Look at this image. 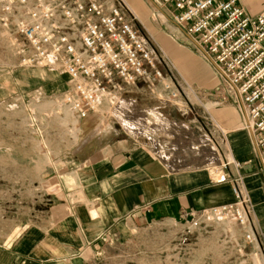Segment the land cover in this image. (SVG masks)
<instances>
[{"label": "rangeland", "instance_id": "rangeland-1", "mask_svg": "<svg viewBox=\"0 0 264 264\" xmlns=\"http://www.w3.org/2000/svg\"><path fill=\"white\" fill-rule=\"evenodd\" d=\"M125 1L162 77L152 91L142 82L109 88L96 110L82 119L60 102L69 76L20 66L0 25V264L7 262L5 249L32 235L34 225L54 222L50 212H58L65 199L59 176L73 169L68 160L86 136L144 142L178 169L213 171L224 154L232 160L224 126L231 125L235 111L224 100L214 70L208 67L210 79L200 66L208 60L176 25L161 22L148 0H136L138 10ZM164 82L176 99L168 97ZM70 194L68 199L79 197ZM201 211L176 217L149 207L60 264H260L247 257L251 246L243 247L234 223Z\"/></svg>", "mask_w": 264, "mask_h": 264}, {"label": "built area", "instance_id": "built-area-1", "mask_svg": "<svg viewBox=\"0 0 264 264\" xmlns=\"http://www.w3.org/2000/svg\"><path fill=\"white\" fill-rule=\"evenodd\" d=\"M162 2L216 69L264 175V12L250 15L237 0ZM135 19L125 0H0V25L10 36L18 64L66 73L69 87L60 102L78 119L95 111L109 88L142 82L152 91L161 79L157 58ZM162 85L168 97L177 98L169 83ZM229 164L234 175L227 172ZM240 166L232 160L209 170L211 183L229 184L234 200L201 214L234 223L243 247L261 250Z\"/></svg>", "mask_w": 264, "mask_h": 264}, {"label": "crops", "instance_id": "crops-1", "mask_svg": "<svg viewBox=\"0 0 264 264\" xmlns=\"http://www.w3.org/2000/svg\"><path fill=\"white\" fill-rule=\"evenodd\" d=\"M129 2L138 10V1ZM148 3L161 22L176 25L162 0ZM237 4L250 15L264 12V0H237ZM176 27L191 41L181 27ZM200 66L208 71L205 73L210 79L213 77L208 67L214 70L222 96L228 100L213 64L201 61ZM228 106L234 109L235 117L231 125L224 126V138L232 160L241 163L237 171L243 176V189L252 204L251 219L262 244L261 250L251 246L247 257L264 264V175L247 133L240 128L238 112L230 101ZM96 137L81 140L68 160L73 169L59 176L60 194L65 199L55 208L58 212H50L54 222L34 225L32 235L14 249H5L6 264H60L106 236L120 221L148 213L149 207L153 212L177 217L234 200L230 185L211 183L209 168L178 169L172 160L152 152L144 142ZM232 160L224 154L219 165ZM227 172L236 173L232 164ZM70 191L79 194L77 200L68 199Z\"/></svg>", "mask_w": 264, "mask_h": 264}, {"label": "bare ground", "instance_id": "bare-ground-1", "mask_svg": "<svg viewBox=\"0 0 264 264\" xmlns=\"http://www.w3.org/2000/svg\"><path fill=\"white\" fill-rule=\"evenodd\" d=\"M161 15V14H160Z\"/></svg>", "mask_w": 264, "mask_h": 264}]
</instances>
